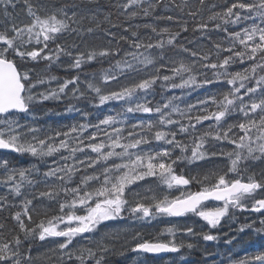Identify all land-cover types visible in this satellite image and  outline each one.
Segmentation results:
<instances>
[{"label":"snow or ice","instance_id":"6c2138e0","mask_svg":"<svg viewBox=\"0 0 264 264\" xmlns=\"http://www.w3.org/2000/svg\"><path fill=\"white\" fill-rule=\"evenodd\" d=\"M170 2L183 15L156 16L177 27L145 24L153 36L141 35L136 30L139 25L111 31L122 26L112 22L111 13L99 19V0H88L96 8L90 14L74 10L80 7L74 4L52 10L41 0H0V150L36 161L21 167L0 159V186L7 189L0 196V264H33L32 245L50 239L57 245L52 251L58 264H106L113 250L106 240L94 246L76 242L92 240L102 225L124 219L125 214L138 220L192 214L209 229L236 211L264 217V171L259 178L243 175L250 162H264V0ZM161 4L163 0H117L111 6L132 19L141 13L152 15ZM217 8L205 17L206 10ZM104 22L108 29L102 27ZM230 26L240 27L229 31ZM98 30L108 41L100 48L80 51L78 44L62 39ZM190 30L202 35L218 30L226 35L210 48L192 49L180 40L181 33ZM170 51L187 57L177 60L168 55ZM103 61L108 62L107 69L81 81L85 65ZM41 62L47 69L59 64L76 74L61 79L28 67ZM233 64L247 66L232 71ZM122 79L128 83H121ZM218 83L227 85V91L184 109L173 102L174 96L154 103L158 89H198ZM69 92L93 108L115 102L120 110L93 123L89 112L69 106L67 112H80L86 122L66 130L34 126L37 105L60 101ZM136 114L148 119L133 120ZM224 144L233 147L217 150ZM215 158L227 161L225 170L212 169L202 175L176 172L179 164ZM152 181L169 190L176 188L180 194L161 198L151 186L136 190L144 187L142 182ZM193 184L199 190L192 191ZM16 198H20L18 205L13 202ZM52 204L57 214L49 215L40 207L50 209ZM255 223L242 225L239 231ZM259 224L254 231L264 233V218ZM166 231L173 236L171 241L151 242L137 233L130 250L179 253L194 247L176 242L178 229ZM182 231L197 235L192 227ZM199 235L204 241L218 239L211 232ZM238 264H264V252L246 256Z\"/></svg>","mask_w":264,"mask_h":264},{"label":"trees","instance_id":"16d2710c","mask_svg":"<svg viewBox=\"0 0 264 264\" xmlns=\"http://www.w3.org/2000/svg\"><path fill=\"white\" fill-rule=\"evenodd\" d=\"M41 2L44 4L46 8L54 10L57 7H61L64 5H78L77 9H74L78 12H83L85 14H90L89 10L96 11L95 5L89 4L88 0H41ZM117 0H99L100 8L97 13L99 19H103L104 15H107L108 13H111V20L113 23L120 24L122 27L120 29L112 28L111 31L113 32H122L123 28L132 27L135 28L137 25H139V28L136 30L141 35H153L150 32V29H145L143 26L145 24H151L156 26L157 28H163V27H169L172 29H175L177 26L170 21L166 20H157L156 16H165V15H173V16H182L183 14L180 13L177 9L172 6L170 0H163V4H161L155 13L152 15L145 17L142 13L139 14L137 17L128 19L127 17L120 14V10L116 7H112L114 3H116ZM122 2V0H120ZM179 2V0H177ZM209 4L211 3H217L222 4L224 0H208ZM212 10H219L217 9H208L205 12V17L209 14ZM19 11V9H18ZM139 11V9H137ZM185 19H188L187 17H184ZM21 19H23V16L21 15ZM2 22V20H0ZM251 23V22H248ZM90 24L89 21L85 22V25L88 26ZM102 27L104 29H108L110 26L107 22H104L102 24ZM240 26H230L229 31L239 30ZM225 33L218 30H210L205 34H201L198 32H192L191 30L187 33H181L180 40L183 42L188 48L197 49V48H210L213 44V42H220L224 40ZM63 40H66L69 44L75 42L79 45L80 51H86L91 47L100 48L107 45V39L104 36V33L101 31H96L93 34H87L82 36L81 38H75V37H63ZM190 41V43H189ZM127 47V46H125ZM226 54V53H225ZM169 56L175 58V59H181L186 58L187 54L179 53L175 51H170L168 53ZM64 63H67V58H64ZM247 65H241V64H233L231 66L232 71H239L243 67ZM28 67L33 68L34 72L36 69H45V63L41 62L38 65L30 64ZM109 67V64L107 61L103 62H93L91 64L85 65L81 75V81L85 80L86 78H90L92 74H97V76L100 74V72L103 69H107ZM47 69V68H46ZM48 72L52 75H56L57 77L63 79V78H71L73 75L76 74L75 71H66L64 66H61L59 64L54 65L51 69H47ZM208 75L211 76L212 72L211 70H207ZM121 83L127 84L128 81L121 80ZM116 85L113 84L112 87H115ZM227 85L223 83L213 84L209 85L203 88L198 89H172V90H166V89H158V93L155 96L154 103L159 102L163 103L166 102L169 98L175 97L176 95L183 97V105L187 107L188 104H197L199 100L205 99L209 95H218L220 92L227 91ZM69 106H74L75 108H80L83 111H87L90 113L88 120H91L93 123L97 121V118H103V116L107 114H114L115 111L120 110V106L113 102L107 105L106 107H101L99 109L93 108L91 104L87 100H76L72 97L65 98L64 100L60 101H46L42 105H37L34 108L35 113V125L37 127H41L43 129H61L64 130L67 129V126H71L73 124L77 123H83L86 122L84 117L81 115L80 112H67L66 109ZM59 113V114H58ZM140 116L141 118H144L146 116L142 114H136V116L132 117L134 120L135 117ZM29 122H31V118H29ZM231 122V121H230ZM210 122L206 121L205 126H207ZM227 148L224 149L225 151L231 150L232 145L226 144ZM221 147L217 148L219 150ZM67 154V153H65ZM0 159H7L12 164L21 166V167H28L30 165H33L36 163L34 158L30 156H19L17 154H10V153H1L0 152ZM259 164H261V161H256ZM256 162H250L248 170L249 169H255L257 166H255ZM41 167V170H45V166L43 164L39 165ZM227 167V161L223 158H215L209 162H198L197 164H187L182 163L179 164L176 169L178 173H181L183 171L186 175H202L212 169H221L225 170ZM246 176L245 174H243ZM143 184H146L145 187L152 185V188L154 192L156 191L154 188V184H151L150 182H144ZM197 186V187H196ZM195 187H192L193 191L199 190V185L195 184ZM143 188H141V192H143ZM140 191V189H139ZM7 193V189L3 186H0V196L5 195ZM11 199V197H10ZM20 198H16L13 202L17 205L19 204ZM47 202H45L46 204ZM42 211L47 210L49 212V215L57 214V207L55 204H52L50 209H46L44 205H40ZM6 215V213H5ZM130 215H125V221L132 219ZM240 220L246 224L245 218H240ZM255 225L253 228L260 227L259 220H255ZM11 226V225H10ZM142 229V230H141ZM108 231L105 233H102V236L98 239L97 242L101 241L102 239L106 240L110 245H112V252L106 257V264H238L239 261L245 259V257L248 254L253 253L252 255H255V249L248 250L247 252H244L243 250V244L240 245V242L242 241V235L240 233H237V236H234V238H231L227 234H222V241L213 243L211 241H204L202 238H198L195 241L189 240L184 241L183 243L187 245L188 243H192L194 247L192 249H188L187 247H184L181 249V251L174 255H169L165 257H151L149 255L143 254V253H135L130 250L132 246L137 242L133 239V237L139 233L143 240H148L151 242H166L165 241V234H162L159 230V228L153 229L151 227H142L139 229H135L133 231L131 230H117L114 227H109L107 229ZM237 240V241H236ZM81 241V240H80ZM228 241H231V243H228ZM96 242V243H97ZM48 245V241L40 242L36 241L32 245L31 250V256L34 259L38 252H41L42 250L46 249ZM80 245H87V246H94L95 244L87 243L81 241L80 243H77V246ZM39 249V250H38ZM127 249V250H126ZM259 249L264 252V238L259 242ZM124 252L123 255H121V252ZM44 253V252H43ZM251 255V256H252ZM46 256L54 257V255L50 252L46 251ZM184 257V259H181V257ZM46 264H58V262H55L53 260L47 261Z\"/></svg>","mask_w":264,"mask_h":264},{"label":"rangeland","instance_id":"374dc122","mask_svg":"<svg viewBox=\"0 0 264 264\" xmlns=\"http://www.w3.org/2000/svg\"><path fill=\"white\" fill-rule=\"evenodd\" d=\"M38 68L39 69L35 70V73H37V74L49 73L46 68L45 69L44 68L40 69V67H38ZM83 81L84 80H82V82ZM51 87H53V88L56 87V82H53L51 84ZM71 87L72 86L70 85L69 88H71ZM81 88L82 89L84 88L83 83H81ZM68 97H72L70 92H69L68 96L65 98H68ZM175 97H176V99L173 102L175 104H177L182 109L186 108L182 103L183 97L179 96V95H176ZM65 98H63L62 100H64ZM118 105L120 106V104H118ZM106 106L107 105H105L104 107H106ZM139 119H148V117L146 116L144 118H141L140 116H137L134 118V120H139ZM221 146L223 149L227 148L226 144L218 145L217 148H219ZM231 147H233V146H231ZM78 155H81V154H78ZM92 155H94V154H92ZM201 162H204V161H201ZM255 166H257V167L255 169H249L247 171V173H245V175L247 176V175L255 174L256 177L259 178L261 172L264 171V162H261V164L256 162ZM142 183H144V182H142ZM150 183L154 184V188L156 190L155 193L157 195H159L161 198L164 195H169L170 197H174V196H178L180 194V191L177 190L176 188L169 190L167 188H164L163 186H157V184L154 181H152ZM144 186H146V184H144ZM150 186L152 187V185H150ZM147 187H145V188L143 187V189L145 190ZM192 187L196 188L197 186L195 187V184L191 185L190 189L193 191L195 189H193ZM133 188L136 189V186L134 185ZM139 189L141 191V188H139ZM139 189H136V190H139ZM149 195H151V193H149ZM241 217L246 219V224H250L255 220H260V219L264 218V217H261L260 214H257V213L251 214L248 212L236 211L234 216L230 215L229 217L224 218L221 221V225L215 229H209L203 220H201L199 217H196L194 215H186V216L182 217L181 220H177L175 218L167 217V216H157L156 218L151 219V220H138V219L133 217L132 219L125 221V218H124V219H120V220L106 222L105 225H102L100 227L99 232L94 236V238L92 240L85 241V242L95 244L98 241V239L102 236V233H105L108 231L107 229L109 227H114L117 230H121V231H124V229L133 231L135 229H139L142 227H151V226L153 229L159 228L160 232L162 234H165V237H164L165 241L168 242V241H171L173 239V236L170 235L166 231V229L169 227H172L174 229H178V231H176V234H175V240L177 243H181V242L189 241V240L195 241L198 238H202L199 235V233H202V232H204V233L211 232V234L216 235L218 237V239L215 241H211V242L217 243V242L222 241V237H221L222 234H227L231 238H234V236H237V233L239 232L240 235H242V238H241L242 241L240 242V245L243 244V249H244L243 251L244 252H247L248 250L250 251L251 249L256 250L255 254L262 252L259 249V242L264 238V233H257L256 231H254L253 229H250V228H245V230L242 232L239 231L240 227L242 225H245L240 220ZM60 227L63 228L64 225H61ZM185 227H192L194 229V232L197 233V235H185L182 231V229H184ZM80 242L81 241L78 240L76 243H80ZM56 246L57 245H56L54 240H52V239L48 240L47 248L42 250L41 252L37 253L36 257L33 259V264H46V262L50 261V260H54L55 262H58L56 259L55 253L52 251V249H55ZM46 251L52 253L54 255V257L48 258L46 256ZM253 253L248 254L247 256H251Z\"/></svg>","mask_w":264,"mask_h":264},{"label":"water","instance_id":"95a60500","mask_svg":"<svg viewBox=\"0 0 264 264\" xmlns=\"http://www.w3.org/2000/svg\"><path fill=\"white\" fill-rule=\"evenodd\" d=\"M1 153H12L10 151H7V150H0ZM206 203H218V202H206ZM174 218H180V217H174ZM144 254H147L151 257H164V256H169V255H173V254H176V253H172V252H161V253H144Z\"/></svg>","mask_w":264,"mask_h":264},{"label":"flooded vegetation","instance_id":"af4514ba","mask_svg":"<svg viewBox=\"0 0 264 264\" xmlns=\"http://www.w3.org/2000/svg\"><path fill=\"white\" fill-rule=\"evenodd\" d=\"M176 172L178 173L177 169H176ZM213 203H209L208 205L211 206ZM249 213V212H248ZM252 214V213H251ZM255 214V213H254ZM182 218H179L177 220H181Z\"/></svg>","mask_w":264,"mask_h":264},{"label":"bare ground","instance_id":"6f19581e","mask_svg":"<svg viewBox=\"0 0 264 264\" xmlns=\"http://www.w3.org/2000/svg\"><path fill=\"white\" fill-rule=\"evenodd\" d=\"M67 64V63H66ZM142 230V229H141ZM39 250V249H38ZM54 261V260H53Z\"/></svg>","mask_w":264,"mask_h":264}]
</instances>
